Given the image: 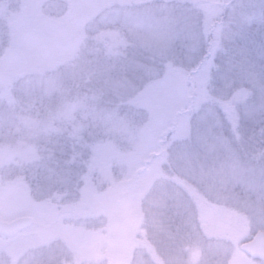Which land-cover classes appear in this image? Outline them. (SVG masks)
I'll return each mask as SVG.
<instances>
[{"label":"rangeland","instance_id":"rangeland-1","mask_svg":"<svg viewBox=\"0 0 264 264\" xmlns=\"http://www.w3.org/2000/svg\"><path fill=\"white\" fill-rule=\"evenodd\" d=\"M36 1L39 3L40 0ZM81 1L65 0L68 3L65 7L70 5L69 2H73L75 6L69 7L72 14L76 7L80 8ZM88 1L102 11L97 20L90 23L92 39L99 48L102 47L105 56L112 62L113 71L119 73L113 86L115 90L111 91L110 96L113 95V98L119 101H129L132 106L127 112L131 115L125 118L122 116L117 120L110 114L99 113L95 116L103 122L99 142L87 150L86 147L80 148L71 156L72 164L61 168L55 174H48L50 189L57 192L60 204L63 206L57 218L54 212L58 208L54 209L50 204L40 205L34 202L28 186L23 182L20 185L21 190L17 189L14 178L1 182L3 167L8 166L7 173L11 172V163L14 164L33 155V150L26 146L30 143L24 142L21 132H18L21 137V143L18 144H23L25 148L17 152V147L12 148L10 145L0 147V219L9 220L21 215H32L35 219V223L28 230L14 236H0V255L4 254L0 264H9L4 259L6 255L16 260L22 254L20 251L27 248V241L31 236H35V230L38 233L41 231L39 224L45 226L44 241L56 237L65 238L75 249L76 260L66 264H79L82 259L89 264L90 260L100 258L103 244L108 240L113 247L114 239L117 238L109 226L112 222L113 225L117 223L115 215L118 213L115 214L112 210V207L115 208L113 194H116L118 185L123 181H119L122 177L121 173L124 171L128 179L132 178V170L135 167L141 168L142 161L148 157V153L154 149L158 150L155 143L158 133L163 131L166 124L171 126L174 122L176 124L168 158L175 173L165 168L166 152L151 164H146L149 166L139 173L135 187L125 200L130 208L137 210L133 216L134 237L139 230L145 200H148V204L154 203L151 218L155 223L159 213L162 214L160 208L163 206L168 204L172 208H179L181 195L171 185L182 194L186 193L184 189L197 186L203 191L198 205L202 206V203H205V206L196 211L202 234L206 233L210 237L220 236L222 241L231 243L234 254L228 264H264V260L248 257L239 249L241 242L246 240L248 232L264 230V215H259L261 210L251 204L249 209L242 207L243 213L240 209L233 210L229 206L220 208L219 197L210 196L211 188H205L200 182L201 178L206 181L208 176L212 177L214 174L211 170L206 172L204 162L195 155L196 153L204 155L212 150L218 151L216 146L226 148V142L217 131V128L223 125L216 114L220 111L210 100L221 99V104L227 106L225 114L221 113L229 117L225 122L231 124L230 128L234 134L231 120L234 119L232 106L236 108V104L234 101H225L222 97L226 98L229 97L227 94H232L231 98L237 99V104L246 113L249 109L247 100L252 99V90L247 85L238 88L234 81H228L226 77L228 74L224 68L231 63V60H223L225 64L220 74L224 79L220 84L223 87L216 88L215 93H210L213 83L208 85L211 81L209 77L194 73L200 59L208 51L211 52L218 47L226 52V56L234 55V50L238 48L241 52H245L243 46L255 49L264 47V42H261L257 35L261 23L251 30L240 31L254 19H259L257 15L264 6V0ZM231 1L234 2L236 6L234 9L237 10L223 16L226 12L225 5ZM29 2L33 5L35 0ZM52 4L56 7L54 2ZM90 4L88 8L91 7ZM25 13H29V10H25ZM75 14L67 25H64L65 22L60 24L59 30L46 27L34 40L25 39L29 35L24 37L21 35L15 14L9 19L6 33L13 45H10L0 57V99L4 97L10 99L9 89L12 90L14 87V80L22 73L31 71L39 59L46 61L57 55L59 59L64 60L70 53L78 51V45L85 35L78 26L83 21L81 11ZM34 22L36 23L35 20ZM45 24L41 22V27ZM28 28L29 33H32L31 24ZM30 37L33 38V35ZM231 47L233 50L229 49ZM31 48H34L33 52ZM138 51H142L140 52L142 56L137 55ZM127 59H131L128 67H126L127 63L125 64ZM211 64L212 62L207 63L204 67ZM259 71L262 73V68ZM207 72L201 71L206 74ZM256 81L250 85L258 86V93L261 96L264 84L261 82L257 84ZM193 82H196L202 91L199 100L194 102L195 108L192 104L195 95ZM99 94L104 95L100 91ZM242 98L243 101H240ZM198 107H201L200 111L191 115ZM69 111L72 112V109ZM2 114L3 112L0 111V116ZM192 136L198 139L193 144L188 142ZM126 141L131 144L130 152L125 150ZM164 146L167 149V146ZM256 155L258 156L253 160L264 165V146ZM58 159L62 161V156ZM210 160L220 165L216 172L218 174L216 180L222 182L246 178L250 182L251 190L264 188V169L249 166L250 170H244L239 166L237 159L234 162L232 157L228 158V161L222 159L220 161L218 158H210ZM31 176L30 174L29 179ZM194 176H197L196 179ZM169 182L171 185L168 184ZM218 187L221 188V185ZM212 193L218 195L220 191L213 188ZM124 197L123 195L122 198ZM173 201H176L178 206L174 207ZM64 204L68 208L64 207ZM87 204L91 206L87 208ZM146 225L144 232L149 231L150 224ZM129 237L134 238L133 233L131 235L130 232ZM115 246L118 250L117 253L111 252L112 257L125 263L122 259H125L124 255L118 257V253L123 248L122 242H118ZM203 249L206 247L190 245L189 259L195 262Z\"/></svg>","mask_w":264,"mask_h":264},{"label":"trees","instance_id":"trees-1","mask_svg":"<svg viewBox=\"0 0 264 264\" xmlns=\"http://www.w3.org/2000/svg\"><path fill=\"white\" fill-rule=\"evenodd\" d=\"M29 1L31 0H0V57L9 49L10 45H13L6 29L9 19L14 14L18 18V28L21 35L23 37L29 35L25 39L34 40L46 27L59 30L60 24L65 22L64 25H67L68 21L76 15L75 13L81 11V20L83 21L78 26L82 28L85 35L78 45V51L70 53L64 60L59 59L57 55L48 58L46 61L42 58L39 59L31 71L22 73L14 80V87L12 90L9 89V94L10 92L12 94H10V99L4 96V99H0V111L3 112L0 116V147L10 145L12 148L17 147L16 151L18 152V150L29 146V149L33 150V155L29 158L14 162V164L11 163V172L7 173L8 166L3 167L1 182H7L14 178L18 190H21L20 185L23 182L25 186H28L34 202L40 205L50 204L54 209L58 208L54 212V216L57 218L63 206L60 204L57 192L50 189L48 174H55L61 168H66L72 164L73 162H70L71 156L80 148L86 147L85 150H87L99 142L100 133L103 131V122L95 116L103 113L104 115L115 116L117 120L122 116L125 118L131 115L127 109L132 105L129 101H119L113 98V95L110 96L111 91L115 90L113 86L119 73L114 72L111 68L112 62L105 56L106 53L101 49L102 47L99 48L98 44L94 43L90 25L91 22L97 20L102 11L97 6H92L88 0H82L80 8L76 7L72 14L69 7L73 8V2H69L70 5L65 7L68 4L65 0H40L39 3L35 0L33 5ZM52 2L56 4V7ZM88 4L91 5L90 8H88ZM230 4L233 6L230 7ZM62 7L65 8L58 11ZM234 8H236L234 2L231 1L226 4V12L223 16L237 10ZM25 10H29V13H25ZM257 17L259 19H254L251 24L243 26L240 31L251 30L261 23L257 35L259 40L264 42V6ZM41 22L46 24L41 27ZM30 24L32 33H29L28 26ZM31 35L33 38L30 37ZM242 48L245 52H241L238 48L234 50V55L229 56H226V52L220 47L213 50L214 52L208 51L200 59L194 70V73L205 74L210 78L211 81L208 85L213 83V88L210 87V93H215L216 88L223 87L220 85L224 82V79L220 77L225 64L223 60H231V63L224 68L228 74L226 76L228 81H234L238 88L247 85L252 90V99L247 100L249 109L246 110V113L237 104V99L231 98L232 94H227L229 97L226 98L222 97L225 101H234L236 104V108L232 106L234 119L231 120L234 134L230 128L231 124L225 122L228 117L224 115L227 106L221 104V99H213L219 102L210 100L212 105L220 111L216 114L223 125L219 126L217 131L220 132L219 134L226 142V148L216 146L218 151L212 150L207 151L204 155L200 153L195 155L196 158L199 157L204 162V170L206 172L211 170L214 174L212 177L208 176L206 181L200 177V182L204 184L205 188H211L210 196L219 197L218 206L220 208L229 206L233 210L238 208L243 213L242 207L249 209L251 204L261 210L259 215H264V188L251 190L250 182L246 178L223 180L222 182L216 180L218 176L216 172L220 165L210 160V158H218L220 161L221 159L228 161L227 159L232 157L234 162L237 159L239 166H242L244 170H250L249 166L255 167V169H264L263 164L253 160L258 156L256 155L258 150L263 149L264 146V90L260 96L259 87L251 86L255 80H257V84L260 82L264 84V47L255 49L243 46ZM31 49L33 52L34 48ZM229 49L233 50L232 47ZM140 52L142 53V51L137 52L139 57L142 56ZM130 60L125 61L126 67H128ZM211 62L210 66L204 67L205 64ZM121 63L123 64V62ZM261 68L262 73L259 71ZM201 71L208 72L206 74L201 73ZM193 90L195 95L192 104L195 108L194 102L199 100L202 91L196 82H193ZM99 91L104 95H100ZM240 101H243V98ZM200 108L198 107L195 111L192 110L191 115L197 114ZM71 109L72 112L69 111ZM230 117H233L232 113ZM175 124L176 122L172 123L171 126L166 124L163 131L158 133L155 142L158 150L154 149L149 152L148 157L142 161L141 168L135 167L132 170V178L128 179L124 171L121 173L122 177L119 181H123L118 185L116 194H113L115 208L112 207V210L118 215H115L116 225H113L112 222L109 228L117 236L114 239L115 244L122 242L123 248L121 254L118 253V257L124 255L125 259H122L125 263L119 259L116 260V257H112L111 252L117 253L118 247L115 244L112 247L111 241L107 240L103 244L100 258L90 260L89 264H228L234 254L231 243L222 241L220 236L210 237L206 233L202 234L196 211L205 206V203H202V206L198 205L201 199L200 194L203 191L197 186L184 189L186 193L182 194L169 182L168 184L181 195L179 208H172L168 204L163 206L160 208L162 214L159 213L155 223L151 218V209H153L154 203L148 204V200H145L139 230L134 237L133 216L137 210L130 208L125 200L135 187L139 173L149 166L146 164H151L166 152V166L165 161L163 164L167 171L175 173L172 169V162L168 158V150L172 147L171 137ZM16 128L19 130L17 131ZM18 132H21L22 140L30 143L29 145L26 144L23 147V144H18L21 143ZM197 141L198 139H195L194 136L188 139V142L192 144ZM170 142L171 144H169ZM130 145V142L126 141L125 150L127 152L131 151ZM164 145L167 146V149ZM61 156L62 161H59L58 158ZM30 174L32 176L29 179ZM196 177L194 176L195 179ZM218 185H221V188ZM213 188L219 190L220 193L214 195L212 193ZM123 195L124 198H122ZM207 198L209 199L208 196ZM172 204L174 207L178 206L176 201H173ZM86 206L88 208L91 204ZM64 207L68 208L66 204ZM147 223L150 224L149 231L144 232ZM44 229L45 226L39 224L41 233L35 230V236L30 237L26 244L27 248L20 251L22 254L16 260L8 255L4 259L9 264H66L76 260L75 249L71 247L68 240L56 237L44 241ZM130 232L131 235L133 233L134 238L129 237ZM253 235L254 231L248 232L245 239L249 240ZM194 244L206 247V249L201 250V255L195 262L189 259L188 253L190 245L193 246ZM3 256L4 254L0 255V259ZM251 258L264 260V257ZM79 264H87V261L82 259Z\"/></svg>","mask_w":264,"mask_h":264},{"label":"water","instance_id":"water-1","mask_svg":"<svg viewBox=\"0 0 264 264\" xmlns=\"http://www.w3.org/2000/svg\"><path fill=\"white\" fill-rule=\"evenodd\" d=\"M35 219L31 215H23L11 220L0 219V233L14 235L20 230L31 227ZM240 249L250 256H264V231L258 230L254 237L240 244Z\"/></svg>","mask_w":264,"mask_h":264}]
</instances>
